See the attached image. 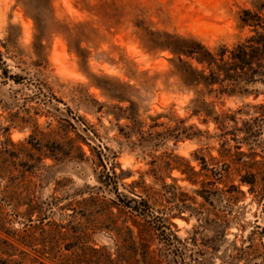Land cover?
Wrapping results in <instances>:
<instances>
[{
	"label": "rangeland",
	"instance_id": "1",
	"mask_svg": "<svg viewBox=\"0 0 264 264\" xmlns=\"http://www.w3.org/2000/svg\"><path fill=\"white\" fill-rule=\"evenodd\" d=\"M263 1L0 0V249L24 264L88 246L83 264H264V82L204 94L195 113L167 48H231ZM141 200L148 216L124 205Z\"/></svg>",
	"mask_w": 264,
	"mask_h": 264
},
{
	"label": "trees",
	"instance_id": "2",
	"mask_svg": "<svg viewBox=\"0 0 264 264\" xmlns=\"http://www.w3.org/2000/svg\"><path fill=\"white\" fill-rule=\"evenodd\" d=\"M240 20L243 25L250 27L251 34L231 48L221 45L217 49H210L197 39L168 35L171 43L167 48L174 54L170 61L175 66V72L180 76L182 83L193 88L199 96V100L194 99L199 101L195 113L203 111L202 109L205 110L206 116L210 113L207 110L208 103L202 97L204 94L215 93V97H219L236 92L246 93V85L264 82V1L256 4L255 8L243 9ZM183 137L189 136L184 134ZM241 181L246 183L244 178H241ZM141 202L143 206H131L127 202L124 205L143 217L148 216L150 206L147 201ZM53 226V231L60 236L62 226L56 223ZM2 243L4 247L0 249V264H24L23 261L29 256L28 252L18 250L7 240ZM45 247L47 246H44L43 250ZM71 247L79 246H69L65 249L69 250ZM78 249L83 250L82 254H74L77 260L70 264H83L85 255L99 252L92 246ZM103 260V264H119L118 256L112 258L107 252L104 253Z\"/></svg>",
	"mask_w": 264,
	"mask_h": 264
}]
</instances>
